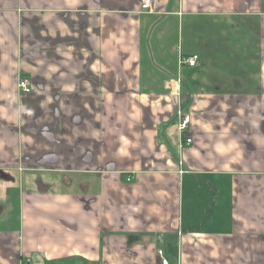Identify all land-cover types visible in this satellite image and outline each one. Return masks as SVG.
Returning a JSON list of instances; mask_svg holds the SVG:
<instances>
[{"label": "crops", "instance_id": "1", "mask_svg": "<svg viewBox=\"0 0 264 264\" xmlns=\"http://www.w3.org/2000/svg\"><path fill=\"white\" fill-rule=\"evenodd\" d=\"M140 5L0 0V264H264V0Z\"/></svg>", "mask_w": 264, "mask_h": 264}, {"label": "built area", "instance_id": "2", "mask_svg": "<svg viewBox=\"0 0 264 264\" xmlns=\"http://www.w3.org/2000/svg\"><path fill=\"white\" fill-rule=\"evenodd\" d=\"M141 10L145 12H152L154 10V0H141ZM183 62L186 64L193 66L196 63L197 55L193 54L188 57L182 58ZM18 87L23 92L29 93L31 91V88L29 86V83L26 79H19L18 81ZM176 116H177V128L181 134L186 132L188 130V124H189V115L185 113L181 108H177L176 110ZM185 144L188 145L191 143V138H185ZM129 180V178H127ZM158 253L160 255L161 264H169L167 259L163 256L162 250H158ZM28 259L25 261L27 262Z\"/></svg>", "mask_w": 264, "mask_h": 264}, {"label": "rangeland", "instance_id": "3", "mask_svg": "<svg viewBox=\"0 0 264 264\" xmlns=\"http://www.w3.org/2000/svg\"><path fill=\"white\" fill-rule=\"evenodd\" d=\"M23 188H26V185H23ZM5 203H6L7 206H8V205L11 206V208H13L14 205H15V201H11L10 203H8V202H5ZM6 205H5V206H6ZM7 206H6V207H7Z\"/></svg>", "mask_w": 264, "mask_h": 264}]
</instances>
